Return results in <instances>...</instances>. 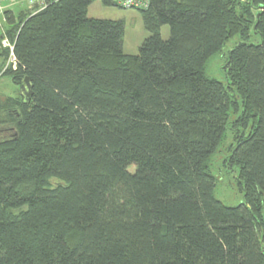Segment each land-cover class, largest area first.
Returning a JSON list of instances; mask_svg holds the SVG:
<instances>
[{"label":"trees","instance_id":"16d2710c","mask_svg":"<svg viewBox=\"0 0 264 264\" xmlns=\"http://www.w3.org/2000/svg\"><path fill=\"white\" fill-rule=\"evenodd\" d=\"M95 1L3 12L0 79L31 97L0 98V264H264V0H144L137 55ZM221 149L236 207L213 197Z\"/></svg>","mask_w":264,"mask_h":264},{"label":"rangeland","instance_id":"374dc122","mask_svg":"<svg viewBox=\"0 0 264 264\" xmlns=\"http://www.w3.org/2000/svg\"><path fill=\"white\" fill-rule=\"evenodd\" d=\"M2 6L6 10L17 13L21 8L16 5L3 3ZM87 16L93 19L122 21L124 23L123 36V53L126 55H137L138 49L143 41L149 36L145 30L140 13L134 9H123L118 6H105L101 1L93 2L87 11ZM5 23L3 21V13L0 12V37L3 35ZM161 38L167 40L169 38V28L163 26L160 30ZM258 41V39H253ZM240 42L238 37L229 40L222 48L221 52L213 55L206 63L204 68L205 76L218 82L225 83V75L223 66L227 54ZM20 94V88L14 86L8 77L0 79V98L16 97ZM221 148V147H220ZM219 148V149H220ZM223 149V148H222ZM219 150L210 164L209 172L214 177L215 187L213 197L227 207H236L242 203V194L238 191L236 184V171L232 172L223 165V154ZM133 171V168L130 169Z\"/></svg>","mask_w":264,"mask_h":264},{"label":"built area","instance_id":"2783aa9c","mask_svg":"<svg viewBox=\"0 0 264 264\" xmlns=\"http://www.w3.org/2000/svg\"><path fill=\"white\" fill-rule=\"evenodd\" d=\"M118 7L123 9H135L142 8L144 6V0H114ZM3 3L10 5H16L18 7H23L31 13H36L45 8L47 0H0V12L5 11V7L2 6ZM0 46L2 49H7L9 51V56L0 70V75L7 69H16V60L13 54V45L8 41L7 37L3 36L0 41Z\"/></svg>","mask_w":264,"mask_h":264},{"label":"water","instance_id":"95a60500","mask_svg":"<svg viewBox=\"0 0 264 264\" xmlns=\"http://www.w3.org/2000/svg\"><path fill=\"white\" fill-rule=\"evenodd\" d=\"M20 94L24 99V102L28 103L31 97V87H30V80L28 77H25L20 86Z\"/></svg>","mask_w":264,"mask_h":264},{"label":"crops","instance_id":"0c3cea01","mask_svg":"<svg viewBox=\"0 0 264 264\" xmlns=\"http://www.w3.org/2000/svg\"><path fill=\"white\" fill-rule=\"evenodd\" d=\"M1 64H2V60L0 59V66H1Z\"/></svg>","mask_w":264,"mask_h":264}]
</instances>
